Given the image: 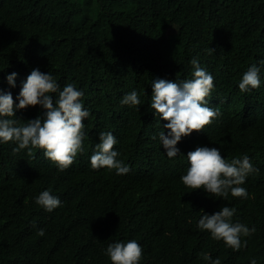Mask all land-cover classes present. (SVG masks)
I'll list each match as a JSON object with an SVG mask.
<instances>
[{"label": "trees", "instance_id": "obj_1", "mask_svg": "<svg viewBox=\"0 0 264 264\" xmlns=\"http://www.w3.org/2000/svg\"><path fill=\"white\" fill-rule=\"evenodd\" d=\"M193 58L214 78L208 106L221 115L168 158L159 139L167 121L150 107V90L157 78L193 79ZM262 62L264 0H0V90L18 104L22 82L38 68L60 90L74 84L90 113L84 151L64 171L42 149L33 158L0 143V264H111L108 245L133 239L143 249L140 264H211L201 253L220 264H264ZM253 64L262 87L242 93L239 82ZM12 73L14 88L6 79ZM134 90L141 105H122ZM44 111L28 107L10 119L22 125L43 120ZM101 132L116 137V159L129 173L91 167ZM198 146L218 148L229 162L249 156L258 172L240 185L247 199L183 184L187 153ZM45 190L61 201L52 212L35 202ZM225 206L236 210L234 223L255 228L239 251L197 226Z\"/></svg>", "mask_w": 264, "mask_h": 264}, {"label": "clouds", "instance_id": "obj_2", "mask_svg": "<svg viewBox=\"0 0 264 264\" xmlns=\"http://www.w3.org/2000/svg\"><path fill=\"white\" fill-rule=\"evenodd\" d=\"M190 63L194 68L193 79L176 82L157 78L152 82L150 107L154 109L155 115L167 121L163 127L168 133L165 135V132L161 131L159 139L168 158L180 154L176 145L182 137H187L194 131L202 132L221 115L218 109L208 106L207 98L214 89L213 76L200 66L197 59L193 58ZM260 71V68L253 64L243 74L238 85L242 93L260 87ZM16 76V73H12L6 77L8 84L13 88L16 86ZM52 93H58L55 102L50 95ZM82 97L83 93L77 90L74 84H67L60 90L59 84L49 72L45 74L38 68L33 69L22 82L16 97L18 104L14 102L11 92L0 90V143L13 142L17 145L13 148L14 153L27 149V155L33 158V149H42L45 157L55 163L60 171L66 170L74 163L77 154L84 151V120L90 113L84 109ZM121 104L135 107L141 105V100L134 90L123 97ZM37 105L45 110L43 120L38 116L21 125L17 119H10L15 117L17 110ZM152 138L156 139L155 136ZM99 141L96 151L90 157L91 167L94 170H115L117 175L129 173L130 167L116 159V137L111 132H101ZM187 159L190 167L186 175L181 177L186 187L193 190L204 189L211 196L224 199H227L229 192L233 197L248 198L246 188L240 185L246 182L250 174L258 172L249 156L233 158L229 162L218 148L198 146L194 151L187 153ZM35 202L47 212L61 206L60 199L47 190L42 191ZM235 211L234 208L225 206L214 214H204L197 226L210 232L212 239L223 241L233 251H239L247 246V241L242 242L241 237L252 235L255 228L249 229L239 222L234 223ZM37 234L43 236L45 232L40 229ZM106 255L110 257L111 264H140L143 249L133 239L127 243L109 244ZM200 255L203 260L211 261V264H220L219 259L212 260L208 253ZM251 264H256V261L253 260Z\"/></svg>", "mask_w": 264, "mask_h": 264}, {"label": "crops", "instance_id": "obj_3", "mask_svg": "<svg viewBox=\"0 0 264 264\" xmlns=\"http://www.w3.org/2000/svg\"><path fill=\"white\" fill-rule=\"evenodd\" d=\"M152 92V90H150ZM165 132V135H167L168 133V130L167 131H164ZM185 137H182L181 141L184 139Z\"/></svg>", "mask_w": 264, "mask_h": 264}]
</instances>
